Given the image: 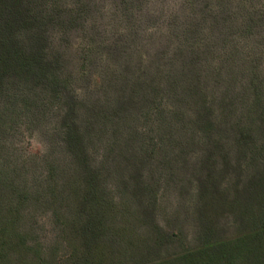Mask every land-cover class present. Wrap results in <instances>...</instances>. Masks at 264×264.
<instances>
[{"label":"rangeland","instance_id":"rangeland-1","mask_svg":"<svg viewBox=\"0 0 264 264\" xmlns=\"http://www.w3.org/2000/svg\"><path fill=\"white\" fill-rule=\"evenodd\" d=\"M17 7L0 264H264V0Z\"/></svg>","mask_w":264,"mask_h":264},{"label":"trees","instance_id":"trees-1","mask_svg":"<svg viewBox=\"0 0 264 264\" xmlns=\"http://www.w3.org/2000/svg\"><path fill=\"white\" fill-rule=\"evenodd\" d=\"M8 1L9 0H0V17H1L0 18L1 19V21H0V27H1V29H4L3 30V33H1V35L3 34L4 36H1L0 35V37L1 38L4 37V39L2 40L3 41V45L5 43V40L8 39L7 37H5L6 36L5 33H7V31H9L10 26H12V23L11 22H12L13 18L16 17L14 11L17 8L20 11L19 7H17L18 6V3H19V0H17L16 3H14V4L13 3L12 4H9ZM13 7H16V8L13 9ZM23 18H24L23 20H27L28 19L27 21H30L29 20V16H27V15L24 16ZM10 43H11V41H10Z\"/></svg>","mask_w":264,"mask_h":264}]
</instances>
